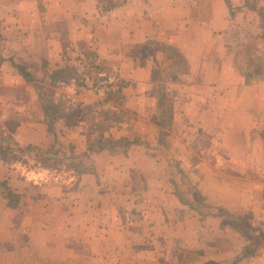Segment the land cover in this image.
Listing matches in <instances>:
<instances>
[{"label": "crops", "instance_id": "0c3cea01", "mask_svg": "<svg viewBox=\"0 0 264 264\" xmlns=\"http://www.w3.org/2000/svg\"><path fill=\"white\" fill-rule=\"evenodd\" d=\"M254 1L128 0L104 11L101 0H0V105L8 116L4 131L31 154L64 157L67 152L75 166L66 188L0 158V264H112V254H124L119 264H143V248L134 255L128 246L145 238L112 236L121 223L106 215L121 211L119 201L155 218L175 208L206 218L202 225L215 231L205 237L200 233L194 248L200 249L199 264H264V248L254 247L242 233L253 228L252 221L264 229V10L243 7ZM244 9H257L255 16L248 14L256 25L248 32L233 25L234 17L237 22L246 14ZM91 39L96 41L91 52L101 58L99 70H119L124 84L112 96L118 112L99 122L89 114L81 120L68 114L53 90L55 109L44 105L37 76L30 72L43 68L44 73L63 74L67 46H86ZM149 44H157L156 49L162 44L170 52H151ZM256 59L262 64L252 71ZM162 60L173 70L177 66L166 85L185 88L177 94L179 114L174 105L165 128L154 121L159 100L163 94L169 97L155 70ZM48 75L44 77L52 83ZM57 108L58 118H52ZM121 121L128 126L113 124ZM196 131L201 134L197 153L179 142L184 154L178 152L174 160L163 154L165 137L191 138ZM8 136L0 128V139ZM195 191L199 208L187 199ZM112 196L116 203L108 205ZM92 198L105 203L90 202ZM84 213L92 215L85 218ZM110 229L116 230L110 235ZM147 245L155 246L146 252L153 255L147 264H159L161 254L167 264L186 263L193 249L171 235L153 237ZM96 253H102L101 259Z\"/></svg>", "mask_w": 264, "mask_h": 264}, {"label": "rangeland", "instance_id": "374dc122", "mask_svg": "<svg viewBox=\"0 0 264 264\" xmlns=\"http://www.w3.org/2000/svg\"><path fill=\"white\" fill-rule=\"evenodd\" d=\"M101 1L108 3L110 0H101ZM254 2H256V3H249L243 7H247L250 5V6H254L258 10H260V8H262L264 10V8H263L264 0H258V1H254ZM231 6L235 7V4L233 3ZM238 10H240V7L238 8ZM256 10H252V12H249V11L246 12V9H244L243 12H241V13H246V14L244 16H240L238 18L237 22L235 21V17H234L233 18V25L235 26V24H236L241 29V31H245V32H248V31L254 29L252 26L256 27L255 19L248 17V14L255 16L252 13H253V11H256ZM260 12H261V10H260ZM248 18H250V19L248 20ZM255 29L257 31V28H255ZM164 34L165 33H162L160 35H164ZM253 34H255V33H253ZM160 38H163V36H160ZM156 46H157V44L155 46H153V48H152L151 44H149V45H147L146 48L148 50H150L151 52L153 51L154 53H157L158 51H161V49H162L163 51H165L166 56H167L168 52H170L162 44H161V46L158 47V49H156ZM164 48H165V50H164ZM171 52L175 53L173 51H171ZM165 60L160 61L158 64L159 69H155V70H157L159 72V76H158V77H160L159 82H160V80L163 81L162 86H165L168 89L167 94H169V97H168L169 99L167 98V100H171V103H173L172 105L173 106L175 105V107L178 110V114H179L180 109L177 106V104H179V102L177 100V98H178L177 94L180 95V93L183 90H185V88L182 86L178 87V85H176V84L171 85V86L166 85V83L168 81H170V82L172 81L173 77L170 75L176 73V67L177 66L174 64L175 68L173 70L172 67H169L170 63L168 61H165ZM172 63H175V61H172ZM261 64H262L261 61L258 62V59H256V61H255V65H256L255 68L256 69L254 68L252 71H257V68L260 67ZM30 72L37 76V80H38L39 86H40V93H41V96L43 97L42 103L44 105H46L47 107L48 106L52 107V105L55 106V101H53L54 99H52V94H51V90H53V86L50 85L51 82H50L49 77L46 76L47 79L44 77L45 74H47V75L53 74V73H51V72H53V70L50 72V69H49V71L46 70V72L44 73L43 68H40V69L38 68V70L31 69ZM107 72H109V71H107ZM168 72H170V73H168ZM68 74H70V70L65 71V73L60 74L59 76H61L60 78H62ZM165 74H168V75H167V77H165L163 79ZM168 76H170V78ZM166 78L168 80H166ZM44 79H46V81ZM161 84L162 83L160 82V85ZM112 99H113V97H112ZM173 99H175V100H173ZM180 101L182 102L183 100L180 99ZM178 128L179 127L175 128V133H178V131H179ZM208 129L211 130V127H208ZM197 134H200V133L196 131L194 133L193 137H191V138L182 136V134L181 135L179 134V136H178V134H175L174 137H170V139H166V137H165V143L161 144L163 154H165L167 157H172L173 160H174L175 156H178V152H180L181 154H184V153H182L183 145H178L179 142L182 144L184 143V145L186 143H189V145L192 146L191 148L193 150L198 149L197 148V147H199L198 143H200V142H199V135H197ZM208 135L211 136L210 134H208ZM178 138H179V140H178ZM10 139L11 138H9V136L7 138V141L4 139H0V141L2 142L1 143L2 149L0 150V158L5 163H7L8 166H17L16 168L20 167L21 170L24 169V170L31 171V172L33 171L37 175L38 179L42 178V180H44V182H47L48 184H51V185H61V186L66 187V188H69L71 186V183L69 181H70L71 176L73 175V172H74L72 170L75 169V166L73 164H71L68 160L69 157H71V154L65 152L64 157H63V154H60V155L58 154L56 156L49 155V157H46L44 155L42 156L41 154L39 156H37L36 154H31L29 151H27V149H25L26 147L24 145L21 147H18L17 144H15L16 145L15 146ZM189 139H190V142H188ZM174 140L176 142H174ZM11 144H13L15 147H13ZM6 145H9L8 148H10V149L8 151H5ZM195 150L192 152L193 154L196 152ZM34 153H37V152H34ZM185 155H187V154H185ZM196 193L197 192L195 191V196L187 194V199L193 200V202H195L194 203L195 207L199 208L200 205H202V202L200 201V198ZM119 198L122 199V196H120ZM67 199H68V201H71L72 198L69 197ZM75 199L76 198H74V200ZM85 200H87V198ZM91 200L92 201H90V202H93L95 200V202L101 203V205L103 203H105L103 200H99V198H97V199L92 198ZM113 202L116 203L114 196H112L111 201L109 200V202H106V203L108 205H111ZM84 203H86V202H84ZM119 205L121 206L120 212L115 213V214L113 213V214L106 215L110 220H113V217H115V220H116L115 222L116 223L118 222V224L121 223L120 225L122 227L120 231H117L116 230L117 228L116 229H110V231H111L110 235L112 234L113 230H116V231H113V234H112L113 237H117V238L119 236L134 237V239L135 238H140V239L145 238L146 242H144V243H143V241H140V242L134 241L133 244H129V246H128V248L131 247L132 250L134 249V255H135V252L141 251V248H143V250L145 251V252H141L142 254H145V260L143 261V264L149 263L150 262L149 256H153L152 253H146L147 251H150L152 249V247H155L153 245H147V244L151 243L152 238L153 237L163 238V237L170 236V235H171V237L173 236L176 239L182 240V242H186L187 245H189L193 249H191L189 251L190 253H189L188 257L190 259L187 260L186 263L184 261H181V262L176 261V262H168V264H183V263H185V264H199V261H201L200 260L201 254L198 252V250H200V249H194V248L199 247L201 234L203 237H205V236L210 235V234L213 235V232L215 231L214 228H206L204 225H202V222L204 220H206V218L204 220H203V218L201 219L199 217V213H195V216L191 217L192 214L186 213V211H182L180 209L175 208V209H173V211H170L169 213H163V214H161L162 216H160L159 218H155V214H152L151 212H148V213L147 212L145 213V211L142 213L139 212L140 207L132 206L131 209H127V207L129 205L124 204V201L123 202L119 201ZM203 211L204 210H202V212ZM211 214L217 215V213H211ZM211 214H209V215H211ZM88 215H92V213L91 214H89V213L82 214V216H84L85 218H87ZM93 215H94L95 219L98 216V214H96V213ZM99 215L102 216V214H99ZM203 216L206 217V214H204V215L202 214V217ZM193 218H197V219L193 220ZM164 219H166V220L169 219L167 221H169L171 223L170 226H165V224L163 223V221H165ZM119 220H120V223H119ZM141 223H143V225ZM118 224H116V225H118ZM250 224H251V226H253V228L251 227L248 230L243 229L242 230L243 231L242 232L243 237H246V239H248V241L254 247L257 246L258 248L263 249L264 248V229L261 227L260 222H257V221L253 222L252 221ZM136 225H137V227H135ZM124 227H126V228H124ZM153 227H154V229H153ZM159 228H161V229H159ZM184 231H186V232H184ZM168 232H170L169 235H168ZM186 233H187V235H186ZM191 233H193V234L196 233V235H189ZM184 237H186V238H184ZM67 243L70 245L72 243V241L68 240ZM65 247L66 248L68 247L67 244L65 245ZM69 247H71V246H69ZM96 247L103 249L104 246L97 245ZM157 247L160 248L159 250H161L163 248V246H157ZM186 247H188V246H186ZM176 251H178V250H176ZM128 254H130V253H128ZM112 255L115 256L117 254H112ZM96 256H97L96 258L101 259V256H103V255H102V253H96ZM113 256H112V258H113L112 264H116V263L119 264V262L121 260V256L124 257V254L123 255L118 254L115 257H113ZM159 256H161V261H159V264H167L166 261L162 260V258L165 255L161 254ZM102 262H103V260H102ZM108 263H110V260L108 261Z\"/></svg>", "mask_w": 264, "mask_h": 264}, {"label": "built area", "instance_id": "2783aa9c", "mask_svg": "<svg viewBox=\"0 0 264 264\" xmlns=\"http://www.w3.org/2000/svg\"><path fill=\"white\" fill-rule=\"evenodd\" d=\"M95 39L87 42L86 46L73 42L67 46L62 55L61 64L70 74L60 78L54 85V99L62 103L68 114H75L79 120L90 115L96 122L105 116L118 112V106L112 100L124 87L119 70L109 72L99 70L101 58L91 52L95 46ZM2 102V101H1ZM0 102V103H1ZM0 105V128L4 136L7 124V112ZM115 127L126 128L125 121L114 122Z\"/></svg>", "mask_w": 264, "mask_h": 264}, {"label": "trees", "instance_id": "16d2710c", "mask_svg": "<svg viewBox=\"0 0 264 264\" xmlns=\"http://www.w3.org/2000/svg\"><path fill=\"white\" fill-rule=\"evenodd\" d=\"M127 0H110L108 3H105V2H101L100 3V8L101 10H104V11H110V10H113L114 8L118 7V6H121L123 4L126 3ZM228 1V0H227ZM232 14L234 15V12H232ZM262 19L264 20V13L262 14ZM17 70L22 73L23 75H25V70L22 68V67H19V66H16ZM51 78V81L52 83L51 84H55L59 79H60V76L56 75V74H51L50 76ZM166 90L164 89V92ZM166 93V92H165ZM167 96L166 94H163L161 100H159V114L154 117V121L155 123L161 127V128H165L168 126L169 122L172 120L173 118V105L171 103V100H167ZM52 109H55V107H52ZM58 113V108L53 111V114L51 115L52 118H58V116H54V113ZM2 142L0 141V150L2 149ZM9 145H6V148H5V151H8L10 148H8ZM28 151L29 148H28ZM9 199L13 201H15V196H13L11 193L9 194ZM17 200V198H16ZM208 264H216V263H213V262H210Z\"/></svg>", "mask_w": 264, "mask_h": 264}]
</instances>
